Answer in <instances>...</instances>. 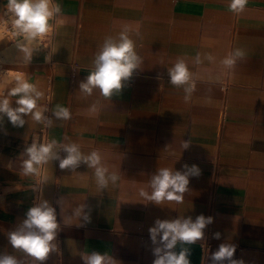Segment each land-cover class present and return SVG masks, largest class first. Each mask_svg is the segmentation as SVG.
<instances>
[{
    "label": "crops",
    "instance_id": "0c3cea01",
    "mask_svg": "<svg viewBox=\"0 0 264 264\" xmlns=\"http://www.w3.org/2000/svg\"><path fill=\"white\" fill-rule=\"evenodd\" d=\"M55 3L62 11L49 21L51 31L31 62L18 47L27 43L22 36L0 39V55L11 64L0 73V95L22 76L42 91L39 106H46L53 120L48 126L29 115L23 128L6 117L0 124V253L33 264L12 248L7 235L34 202L46 199L58 220L85 202L92 211L85 227L61 223L59 254L43 264H83L81 254L92 250L107 252L116 264H152L148 229L154 221L200 214L214 218L205 239L176 248H191V264H209L221 243L235 244L233 259L243 264H264V0H248L239 15L229 10V0ZM7 4L0 0V23L8 19ZM124 26L143 58L140 70L111 100L98 91L86 96L79 82L92 70L105 37ZM235 49L245 55L225 69L219 62ZM48 52L52 59L46 63ZM197 53H210L215 62L196 65ZM179 56L200 77L188 102L183 90L168 82L167 68ZM58 104L70 110V119L52 116ZM53 139L78 143L84 153L97 151L109 173L120 177L116 186L101 192L94 169L82 164L71 173L59 169L58 161L42 165L39 175L23 176V149ZM185 140L191 143L186 150ZM185 163L198 165L201 175L190 178L182 203L157 206L140 196L141 190L151 191L150 175L157 168L180 170ZM60 197L63 211L56 203ZM215 232L221 239L212 238Z\"/></svg>",
    "mask_w": 264,
    "mask_h": 264
},
{
    "label": "clouds",
    "instance_id": "9594fccd",
    "mask_svg": "<svg viewBox=\"0 0 264 264\" xmlns=\"http://www.w3.org/2000/svg\"><path fill=\"white\" fill-rule=\"evenodd\" d=\"M248 0H229V10L233 14H241L245 11ZM62 11L61 6L55 0H8L7 22L12 25L15 34L22 36L27 42L18 45L24 54V59L31 62L34 52L41 51L43 37L51 31V21ZM128 26L115 36L105 37L102 45L92 60V70L86 78L79 82L78 90L86 96H91L94 91L107 100L113 96H119L127 82L131 80L134 73L140 70L143 58L136 51V43L131 38ZM29 45H32L31 47ZM47 49V45L43 46ZM245 53L241 49H235L220 60L225 69H233L237 59L243 58ZM52 53L48 52L45 62H50ZM204 61L215 62V57L210 53H197L194 64L200 65ZM168 82L174 87L181 88L185 93L183 99L188 102L195 91L196 82L200 77L190 70L186 57H177L175 63L167 68ZM157 79L161 77L157 76ZM10 97H17L15 101ZM43 93L37 85L30 83L22 76L16 77L15 86L6 94L0 95V124L5 117L14 128H23L27 123L25 117L31 116L38 123L48 126L53 120L46 115L49 109L39 106ZM13 104L15 106H13ZM96 110V105H92ZM52 116L57 120H68L71 118L70 110L61 105H56ZM190 141H184V150L190 147ZM25 157L22 166V175H39L40 167L49 161H58L59 169L68 170L71 173L83 164L87 168L94 169V177L97 189L101 192L109 187L116 186L120 177L115 173H109L108 168L102 163V158L97 151L84 153L80 145L75 142L58 144L56 140L36 144L32 143L23 149L20 154ZM201 169L198 165L187 163L180 170L173 168H157L150 175V192L141 190L140 196L157 206L165 202L182 203L184 194L189 191L190 178H198ZM35 191V189H33ZM65 197L57 199L56 203L61 207ZM147 203V204H148ZM145 204V205H147ZM61 211H63L61 207ZM91 207L85 202L78 205L71 215L60 217L58 220L57 209L46 199L34 202L25 213V218L12 231L8 232L7 239L14 250L22 251L26 257L31 258L33 264H43L50 254L58 253L59 246L57 237L60 225L76 228L85 227L91 223ZM73 219L78 222L73 225ZM214 218L200 214L193 219L191 216H178L175 219H159L154 221L153 226L148 229L149 237L154 245L152 264H191V248L181 247L176 250L177 245H193L197 241L205 239V229L212 224ZM213 239H221V233H213ZM236 245L232 243H221L218 249L211 252L209 264H243L242 260L233 259ZM83 264H116L115 259L107 252L92 250L91 253H82L80 256ZM0 264H25L15 255L0 253Z\"/></svg>",
    "mask_w": 264,
    "mask_h": 264
},
{
    "label": "bare ground",
    "instance_id": "6f19581e",
    "mask_svg": "<svg viewBox=\"0 0 264 264\" xmlns=\"http://www.w3.org/2000/svg\"><path fill=\"white\" fill-rule=\"evenodd\" d=\"M7 23H8L7 20H5V21H3V22L0 23V39L1 38H5V37L6 38H11L12 37V39L15 40L19 36L16 35L14 32H10L9 31L8 26H7ZM43 39H44V37H43ZM13 45H15V44H13ZM7 66L9 67V66H11V64L8 63L7 60L0 55V73L1 74H2V72H4V69ZM14 66H15V64H14Z\"/></svg>",
    "mask_w": 264,
    "mask_h": 264
},
{
    "label": "built area",
    "instance_id": "2783aa9c",
    "mask_svg": "<svg viewBox=\"0 0 264 264\" xmlns=\"http://www.w3.org/2000/svg\"><path fill=\"white\" fill-rule=\"evenodd\" d=\"M7 26H8V29H9L10 32H14V33H15V31H14L12 25L10 24V22L7 23ZM11 38H12V37H11Z\"/></svg>",
    "mask_w": 264,
    "mask_h": 264
}]
</instances>
